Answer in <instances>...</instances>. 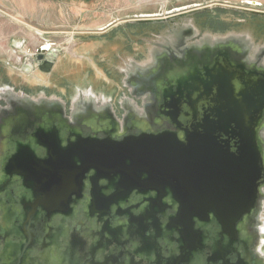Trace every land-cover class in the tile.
Masks as SVG:
<instances>
[{
    "label": "flooded vegetation",
    "instance_id": "1",
    "mask_svg": "<svg viewBox=\"0 0 264 264\" xmlns=\"http://www.w3.org/2000/svg\"><path fill=\"white\" fill-rule=\"evenodd\" d=\"M208 12L127 20L102 90L1 78L0 264H264V38Z\"/></svg>",
    "mask_w": 264,
    "mask_h": 264
},
{
    "label": "rangeland",
    "instance_id": "2",
    "mask_svg": "<svg viewBox=\"0 0 264 264\" xmlns=\"http://www.w3.org/2000/svg\"><path fill=\"white\" fill-rule=\"evenodd\" d=\"M192 4L210 11L202 17L211 20V32L205 31L211 38L219 33L264 38L259 30L264 0H0V80L7 73L14 84L46 85L62 93L65 86L102 90L112 84L97 62L112 59L115 45L107 44L108 34L119 42L127 20L169 16L167 11ZM178 16L183 14L169 19ZM111 23L114 27L101 37L98 32ZM46 62L52 65L49 72L40 69Z\"/></svg>",
    "mask_w": 264,
    "mask_h": 264
},
{
    "label": "water",
    "instance_id": "3",
    "mask_svg": "<svg viewBox=\"0 0 264 264\" xmlns=\"http://www.w3.org/2000/svg\"><path fill=\"white\" fill-rule=\"evenodd\" d=\"M197 5H187L185 7H180V8H174V9H171L169 11H167V14L169 16H163L162 14H159V13H155V14H148V15H140V17H147V18H141L140 21H162V20H166V19H169L171 17H174L176 15H180V14H185V13H188V12H192V11H195V10H199V8H193ZM193 8V9H190V8ZM183 9H186V10H183ZM177 11H181V12H178ZM46 48H39L38 51H42V50H45ZM222 79H216L215 78V83L217 85L219 84H222L223 82H221ZM222 88L219 87L218 91H221L222 93ZM223 100L224 98H222V96H219V100ZM228 104H223L221 105L220 108H216L214 110V112H212L211 114L213 115V117L215 118V120H213V118L211 120H209L208 118H206L205 120L207 122H211L213 123L214 125H211V155L215 156L213 157V159H211V162H215L216 164H221L223 162H226V161H229V158L227 157V155H229L228 153H225L223 151H220V149L224 148L225 146L220 144V142H214L212 141L213 139H216L214 137V132H216L218 129H222V130H226L224 126H219V124H226L228 121L229 122H239L238 118L235 117V114H232L230 113L228 110L227 111H222L223 108H227ZM207 117V116H206ZM171 139H174V138H171ZM245 139H247V137H245ZM243 151L241 152V154L243 155L242 156V159L244 162H246V155H247V161H251V158H250V155H252L251 153V145L249 143H242L241 145ZM168 151H170V145H168ZM167 156L171 155L170 152H167L166 153ZM250 158V159H249ZM170 163V159L168 158V161H167V164Z\"/></svg>",
    "mask_w": 264,
    "mask_h": 264
}]
</instances>
